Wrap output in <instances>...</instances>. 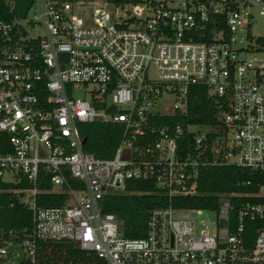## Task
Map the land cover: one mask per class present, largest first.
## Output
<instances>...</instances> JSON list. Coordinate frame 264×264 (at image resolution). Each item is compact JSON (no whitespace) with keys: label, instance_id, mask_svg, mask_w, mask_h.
<instances>
[{"label":"built area","instance_id":"built-area-1","mask_svg":"<svg viewBox=\"0 0 264 264\" xmlns=\"http://www.w3.org/2000/svg\"><path fill=\"white\" fill-rule=\"evenodd\" d=\"M7 1L0 193L30 224L8 237L0 227V264H35L40 240L73 243L106 264H264V0L133 1L123 13L109 0H31L24 17L19 0ZM196 86L226 103L219 122L162 121L186 114ZM93 122L119 125L109 158L84 149L83 125ZM219 164L248 178L213 207L172 204ZM136 180L170 203L130 238L102 201ZM49 193L62 203L40 204Z\"/></svg>","mask_w":264,"mask_h":264},{"label":"trees","instance_id":"trees-1","mask_svg":"<svg viewBox=\"0 0 264 264\" xmlns=\"http://www.w3.org/2000/svg\"><path fill=\"white\" fill-rule=\"evenodd\" d=\"M117 3L124 0H109ZM7 0H0V18L10 19ZM226 103L218 100L203 86L194 87L188 98L185 115L175 114L163 117L165 123H190L213 125L219 122L220 111ZM83 134L87 141L86 151L99 158H109L119 141V125L112 123H86ZM248 172L234 165H210L202 169L197 180V193L192 197H176L172 204L193 208H207L215 205V197L219 193L237 189L236 183L248 178ZM7 185L0 181V189ZM128 191L121 195H108L102 201L104 212L116 214L122 221V230L126 237L138 238L146 233V222L149 211L157 206H167L170 201L157 191L152 182L129 181ZM51 200L39 201L43 205L61 204L54 200V193H49ZM40 198V196H39ZM182 198V199H181ZM30 224V212L19 203H11L7 193H0V227L8 237L11 229H21ZM35 264H106L105 260L93 251H85L70 242H54L40 240L36 247ZM20 264H29L21 262Z\"/></svg>","mask_w":264,"mask_h":264},{"label":"rangeland","instance_id":"rangeland-1","mask_svg":"<svg viewBox=\"0 0 264 264\" xmlns=\"http://www.w3.org/2000/svg\"><path fill=\"white\" fill-rule=\"evenodd\" d=\"M133 1H151V0H124V2L115 7V5L111 2L108 6L109 11L111 13H115V12H119V13H123L124 9L128 7V5L130 3H132ZM154 1H158V0H154ZM261 25H262V19L258 18V25L254 26V31L255 32H260L261 31ZM202 130H206V127H203ZM210 216V214L208 212H203L202 215L199 216L200 220L204 221L205 219H208V217Z\"/></svg>","mask_w":264,"mask_h":264},{"label":"water","instance_id":"water-1","mask_svg":"<svg viewBox=\"0 0 264 264\" xmlns=\"http://www.w3.org/2000/svg\"><path fill=\"white\" fill-rule=\"evenodd\" d=\"M31 3V0H19L17 4V9H18V15L20 17H24L27 11V8L29 7ZM86 138L84 137L82 139V142H85Z\"/></svg>","mask_w":264,"mask_h":264}]
</instances>
